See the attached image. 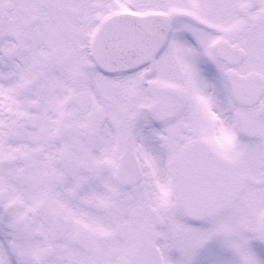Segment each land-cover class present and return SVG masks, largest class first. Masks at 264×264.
Segmentation results:
<instances>
[{
  "label": "snow or ice",
  "instance_id": "1",
  "mask_svg": "<svg viewBox=\"0 0 264 264\" xmlns=\"http://www.w3.org/2000/svg\"><path fill=\"white\" fill-rule=\"evenodd\" d=\"M0 264H264V0H0Z\"/></svg>",
  "mask_w": 264,
  "mask_h": 264
}]
</instances>
